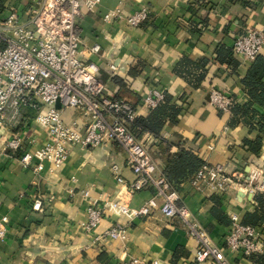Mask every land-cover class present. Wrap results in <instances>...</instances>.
<instances>
[{
    "label": "crops",
    "instance_id": "0c3cea01",
    "mask_svg": "<svg viewBox=\"0 0 264 264\" xmlns=\"http://www.w3.org/2000/svg\"><path fill=\"white\" fill-rule=\"evenodd\" d=\"M35 1L13 0L22 15ZM116 9L124 17L105 20ZM144 9L148 11L144 21L136 26L128 23L127 17ZM248 27L264 31V0H102L95 9L82 8L78 31L85 48L101 46L99 54L85 50L84 56L118 65L114 77L102 69L104 92L131 102L141 119L154 108L145 102L154 89L163 90L169 103L180 110L178 120L167 118L159 134L138 132L156 163L155 176L164 175L169 159L181 149L246 176L264 170V105L254 106L257 114H242L209 103L212 85L227 91L236 103L249 101L243 78L253 61L232 49L234 37ZM114 43L120 47L113 54ZM221 45L231 49L236 66L216 59ZM63 119L85 121L72 108L64 110ZM15 131L25 135L24 149L36 150L47 140L29 108L19 125L0 131V145ZM128 159L127 151L114 140L96 147L76 143L59 169L45 162L39 173L23 167L18 152H0V218L7 215L10 220L6 235L0 237V264H121L132 257L146 262L156 259L159 264H199L197 243L186 224L159 209L140 217L108 213L98 227L85 229L89 204L85 190L98 204L121 197L131 207L142 206L156 194L154 184L127 192V185L138 177ZM114 165L124 184L116 180ZM177 190L192 218L221 246L230 216L237 213L243 221L259 207L255 199L259 193L246 192L235 183L213 193L197 189L188 179ZM36 200H41L43 210L33 208ZM116 223L127 229L123 240L104 236ZM259 226L264 229V223ZM228 257L234 264H254L249 257L238 259L229 253Z\"/></svg>",
    "mask_w": 264,
    "mask_h": 264
},
{
    "label": "built area",
    "instance_id": "2783aa9c",
    "mask_svg": "<svg viewBox=\"0 0 264 264\" xmlns=\"http://www.w3.org/2000/svg\"><path fill=\"white\" fill-rule=\"evenodd\" d=\"M101 2L36 0L33 7L22 15L13 0L7 1L6 12L0 18V131L19 125L24 119V109L29 108L37 124L45 130L47 140L36 150L24 149L25 135L15 131L0 145V152H18L23 167L40 173L45 162L51 169H59L68 158L70 147L76 143L96 147L108 140L117 141L127 151L128 162L138 173L137 179L127 185V192L133 194L148 184H154L156 194L142 206L131 207L121 197L98 204L91 199L90 190H85L83 195L89 199L86 230L98 227L108 213L140 217L159 209L164 216L179 217L186 224L197 243L195 261L199 264H234L228 253L238 259L263 254L262 226L246 224L234 213L230 216L224 246H221L192 218L179 191L167 178L155 176L157 166L151 151L131 128L138 115L136 108L128 100L104 92L102 69L114 77L118 65L113 61L101 64L84 56L85 50L99 54L101 46L95 43L85 48L78 31V19L83 7L95 9ZM123 17V11L116 9L108 13L105 20ZM147 17L148 11L144 9L131 14L127 21L136 26ZM119 47L114 43L112 53H116ZM263 48L264 31L255 27H248L245 33L236 35L232 45L235 55L250 62L261 54ZM152 91L145 102L153 108L164 100L165 93L161 89ZM58 100L60 108L56 106ZM209 103L229 111L236 100L224 89L212 85ZM68 108L81 112L85 118L83 124L64 121L63 112ZM209 147L212 149L213 145ZM114 171L118 183L124 184L125 179L117 165H114ZM191 181L197 189H208L213 193L224 192L229 184L235 183L251 194H264V170L246 176L226 165L205 162ZM33 208L43 210L41 200H36ZM9 221L7 215L0 218L1 238L7 233ZM126 232L124 225L116 223L105 231L104 236L123 240ZM121 264H159V261L146 262L132 257Z\"/></svg>",
    "mask_w": 264,
    "mask_h": 264
},
{
    "label": "trees",
    "instance_id": "16d2710c",
    "mask_svg": "<svg viewBox=\"0 0 264 264\" xmlns=\"http://www.w3.org/2000/svg\"><path fill=\"white\" fill-rule=\"evenodd\" d=\"M8 0H0V18L4 16L6 12V3ZM216 59L227 65H237L236 59L233 58L231 49L225 45H221L217 49ZM264 56L259 54L253 61L247 75L243 78L244 87L247 89V95L249 101L246 103H235L231 110L236 112H242L245 114L253 113L257 114L255 105H264ZM179 109L175 105L169 103V97L165 93L164 100L158 103L154 107L145 119H141L137 116L135 121L131 124V128L137 133L139 131H150L155 134H159L165 125V120L170 118L173 122L178 119L175 117L179 114ZM205 164L203 159L191 151L181 149L178 154L170 158L165 170L164 176L171 183V185L178 189V186L188 180L192 179L197 171ZM258 202V209L254 213H247L244 217V223L259 225L264 223V195L257 194L255 197ZM215 214L220 218V214H217V210H214ZM254 264H264V253L254 254L249 257Z\"/></svg>",
    "mask_w": 264,
    "mask_h": 264
},
{
    "label": "water",
    "instance_id": "95a60500",
    "mask_svg": "<svg viewBox=\"0 0 264 264\" xmlns=\"http://www.w3.org/2000/svg\"><path fill=\"white\" fill-rule=\"evenodd\" d=\"M56 106H57L58 108H60V107H61V103H60V101H59V100L57 101V103H56Z\"/></svg>",
    "mask_w": 264,
    "mask_h": 264
}]
</instances>
